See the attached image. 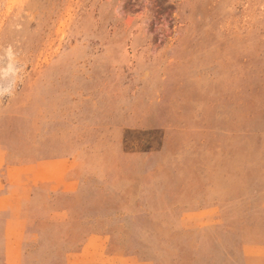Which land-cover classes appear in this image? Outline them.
I'll return each mask as SVG.
<instances>
[{
    "label": "rangeland",
    "instance_id": "1",
    "mask_svg": "<svg viewBox=\"0 0 264 264\" xmlns=\"http://www.w3.org/2000/svg\"><path fill=\"white\" fill-rule=\"evenodd\" d=\"M1 195L0 264H264V0H0Z\"/></svg>",
    "mask_w": 264,
    "mask_h": 264
},
{
    "label": "crops",
    "instance_id": "2",
    "mask_svg": "<svg viewBox=\"0 0 264 264\" xmlns=\"http://www.w3.org/2000/svg\"><path fill=\"white\" fill-rule=\"evenodd\" d=\"M57 165L50 166V167H39V163L36 165H28V164H22V170L23 171H16L19 169H15V173L12 174H22L25 176V172H27V168H34L33 172V179H35L34 182H44V181H38L40 179V176L42 173H47L48 171L50 173L54 174V180L56 182H60V180L65 179V173H64V164L65 159L62 161V159L57 160ZM14 169V168H13ZM65 185L67 183H71V181H65ZM64 185V188H67ZM6 195L0 196V203H3L4 200H7ZM220 241L221 237L213 238V241L211 243V246L209 247V253H215L220 254ZM87 248H84L82 252L76 253V259L74 258L73 262H67L66 264H154L151 261L145 260L141 258L138 254H132L131 256H118L113 254H107L105 253V250L107 249L108 245V235L106 234H93L89 236V239L87 241ZM14 249H11V253L14 254ZM208 264H221L220 263V256L217 258L215 257L213 260L209 258Z\"/></svg>",
    "mask_w": 264,
    "mask_h": 264
}]
</instances>
